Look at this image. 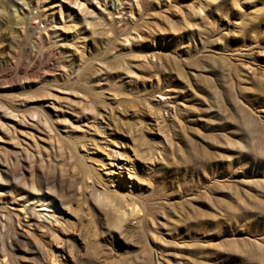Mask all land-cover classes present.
<instances>
[{
	"label": "rangeland",
	"instance_id": "374dc122",
	"mask_svg": "<svg viewBox=\"0 0 264 264\" xmlns=\"http://www.w3.org/2000/svg\"><path fill=\"white\" fill-rule=\"evenodd\" d=\"M0 4V264H264V0Z\"/></svg>",
	"mask_w": 264,
	"mask_h": 264
},
{
	"label": "bare ground",
	"instance_id": "6f19581e",
	"mask_svg": "<svg viewBox=\"0 0 264 264\" xmlns=\"http://www.w3.org/2000/svg\"><path fill=\"white\" fill-rule=\"evenodd\" d=\"M1 7H3V6L1 5ZM116 7H117V5H116ZM198 13H201V9L198 10ZM9 19L10 18H8V20ZM163 97L164 96L162 95L158 99L157 102H162L163 101ZM0 128H1V130L4 129L1 124H0ZM38 156L40 157V159H42L41 158L42 156H41L40 152H39ZM3 180H4V177H3L2 173L0 172V181H3ZM25 207L26 208H30L31 211L32 210L34 211V209L36 207H40L41 209L39 211H37L38 220L39 219H41V220L48 219V218L54 216V213H56L58 211V203L56 202V198L53 197L52 193L50 191H48V190L47 191L39 190V193H34L32 198H31V200H30L29 205L26 204ZM47 216H49V217L47 218Z\"/></svg>",
	"mask_w": 264,
	"mask_h": 264
}]
</instances>
